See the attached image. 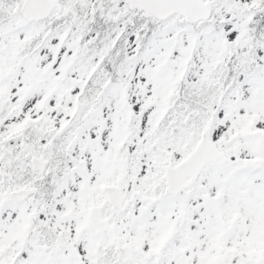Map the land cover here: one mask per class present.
<instances>
[{
    "label": "snow or ice",
    "instance_id": "snow-or-ice-1",
    "mask_svg": "<svg viewBox=\"0 0 264 264\" xmlns=\"http://www.w3.org/2000/svg\"><path fill=\"white\" fill-rule=\"evenodd\" d=\"M0 264H264V0H0Z\"/></svg>",
    "mask_w": 264,
    "mask_h": 264
}]
</instances>
